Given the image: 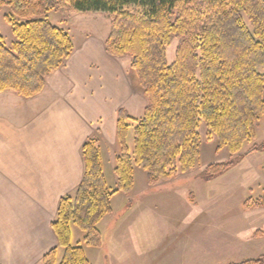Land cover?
<instances>
[{
  "label": "trees",
  "instance_id": "16d2710c",
  "mask_svg": "<svg viewBox=\"0 0 264 264\" xmlns=\"http://www.w3.org/2000/svg\"><path fill=\"white\" fill-rule=\"evenodd\" d=\"M128 5H137L139 12L126 10ZM66 6L113 14L105 51L130 57L147 104L139 119L123 107L116 111L114 190L104 176L99 132L82 144V178L73 195L60 197L50 224L63 254L56 263L55 246L42 256V264H90L82 246L71 244L70 226L84 232L85 245L99 246L97 225L111 212L112 196L132 189L134 165L142 167L150 184L172 179L189 171L199 157L201 124L216 136L217 150L234 155L254 139L264 116V0H0L15 39L6 46L0 35V93L10 90L24 99L38 95L46 77L71 55L70 35L47 17ZM173 38L179 43L168 62L166 48ZM260 150L264 142L249 152ZM233 164H208L204 180ZM259 207H264V192L243 206ZM253 235L262 237L264 230ZM226 264H264V254Z\"/></svg>",
  "mask_w": 264,
  "mask_h": 264
},
{
  "label": "rangeland",
  "instance_id": "374dc122",
  "mask_svg": "<svg viewBox=\"0 0 264 264\" xmlns=\"http://www.w3.org/2000/svg\"><path fill=\"white\" fill-rule=\"evenodd\" d=\"M125 9L139 12L140 8L128 5ZM7 10L0 9V35L10 46L15 39L4 19ZM47 17L68 32L73 57L80 58L84 66L81 75L70 76L66 66L53 72L44 95L47 101L68 96L100 104L94 111L106 118L107 132L120 107L134 119L142 117L147 100L130 69V57L115 58L105 51L113 14L66 6L55 8ZM178 43L179 38H173L167 46L168 62L173 61ZM96 123L94 134L98 131L100 137L102 122ZM130 123L127 142L132 150L134 121ZM199 133L200 154L187 172L150 184L142 167L134 165L132 189L112 196L111 212L97 225L99 246L85 245L84 232L71 224V244L82 246L90 264H226L264 254V236L253 235L264 230V207L243 208L246 200L264 192V150L249 152L264 142V116L257 123L254 139L244 142L234 155L226 148L217 150L216 136L207 134L203 124ZM106 134L100 144L101 160L107 186L114 190V157L119 146ZM228 160L234 164L204 180L208 164ZM62 254L63 249L58 248L56 263Z\"/></svg>",
  "mask_w": 264,
  "mask_h": 264
},
{
  "label": "crops",
  "instance_id": "0c3cea01",
  "mask_svg": "<svg viewBox=\"0 0 264 264\" xmlns=\"http://www.w3.org/2000/svg\"><path fill=\"white\" fill-rule=\"evenodd\" d=\"M74 54L55 71L66 66L70 76L81 75L84 66ZM52 73L32 98L0 93V264H42L57 246L50 224L60 197L75 192L82 178L81 146L94 135L97 120L99 143L106 133L116 140V114L107 132L106 118L94 111L100 104L68 96L47 101Z\"/></svg>",
  "mask_w": 264,
  "mask_h": 264
}]
</instances>
